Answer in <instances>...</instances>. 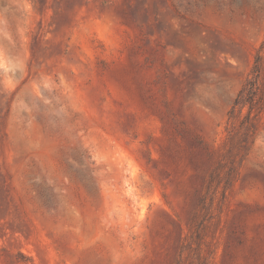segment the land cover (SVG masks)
<instances>
[{
    "label": "rangeland",
    "instance_id": "1",
    "mask_svg": "<svg viewBox=\"0 0 264 264\" xmlns=\"http://www.w3.org/2000/svg\"><path fill=\"white\" fill-rule=\"evenodd\" d=\"M257 52L264 0H0V264H264V110L203 187Z\"/></svg>",
    "mask_w": 264,
    "mask_h": 264
},
{
    "label": "trees",
    "instance_id": "2",
    "mask_svg": "<svg viewBox=\"0 0 264 264\" xmlns=\"http://www.w3.org/2000/svg\"><path fill=\"white\" fill-rule=\"evenodd\" d=\"M244 109H246L244 111ZM264 110V75L262 72V54L257 52L253 64L241 88L236 93L227 111L225 130L227 134V152L230 156L227 170L219 175L216 168L209 170L204 179L203 187L208 192L211 188L222 185L225 190L231 185L232 172L235 171L234 159L238 154V162L248 155L259 131V116ZM198 143L203 146L200 139ZM206 148V147H205ZM207 155L210 152L207 151ZM215 189V188H214ZM203 196H199L201 203Z\"/></svg>",
    "mask_w": 264,
    "mask_h": 264
}]
</instances>
